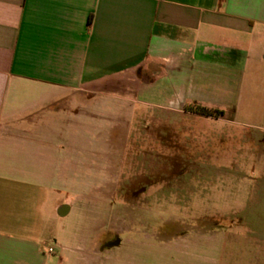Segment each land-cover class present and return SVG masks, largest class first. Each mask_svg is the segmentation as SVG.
Returning a JSON list of instances; mask_svg holds the SVG:
<instances>
[{"label": "crops", "instance_id": "1", "mask_svg": "<svg viewBox=\"0 0 264 264\" xmlns=\"http://www.w3.org/2000/svg\"><path fill=\"white\" fill-rule=\"evenodd\" d=\"M149 65L172 76L174 108L204 93L263 130L264 0H0V264H100L121 248L100 246V198L80 189L103 157L101 107L122 106L101 82ZM242 236L224 262L204 235L171 264H264V233Z\"/></svg>", "mask_w": 264, "mask_h": 264}, {"label": "rangeland", "instance_id": "2", "mask_svg": "<svg viewBox=\"0 0 264 264\" xmlns=\"http://www.w3.org/2000/svg\"><path fill=\"white\" fill-rule=\"evenodd\" d=\"M148 67L101 82L122 106L101 107L104 134L95 142L103 157L98 172L84 173L80 190L100 198V246L123 245L101 253L100 264H171L173 246L204 235L218 239L209 253L224 262L247 230L264 233V129L235 123L234 108L204 93L188 90L174 108L179 93L172 76ZM163 74L165 82L156 85ZM244 112L263 116L261 109ZM112 122L115 130L106 132ZM84 133L93 131L84 125ZM95 142L85 141V148L95 149ZM104 179L113 187L91 188Z\"/></svg>", "mask_w": 264, "mask_h": 264}, {"label": "flooded vegetation", "instance_id": "3", "mask_svg": "<svg viewBox=\"0 0 264 264\" xmlns=\"http://www.w3.org/2000/svg\"><path fill=\"white\" fill-rule=\"evenodd\" d=\"M119 241V240H118ZM118 243V242H117ZM117 243H111V244H109L110 246H113L114 244H117Z\"/></svg>", "mask_w": 264, "mask_h": 264}, {"label": "built area", "instance_id": "4", "mask_svg": "<svg viewBox=\"0 0 264 264\" xmlns=\"http://www.w3.org/2000/svg\"><path fill=\"white\" fill-rule=\"evenodd\" d=\"M52 249L50 248V251H51Z\"/></svg>", "mask_w": 264, "mask_h": 264}]
</instances>
